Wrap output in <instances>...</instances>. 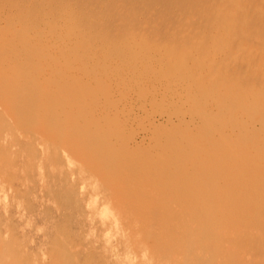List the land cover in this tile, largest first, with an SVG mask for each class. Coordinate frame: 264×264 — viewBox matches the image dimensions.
<instances>
[{"label": "rangeland", "instance_id": "1", "mask_svg": "<svg viewBox=\"0 0 264 264\" xmlns=\"http://www.w3.org/2000/svg\"><path fill=\"white\" fill-rule=\"evenodd\" d=\"M96 1L99 0H87L94 2V6ZM100 1L98 3L105 12L111 13L110 19H118L119 23L115 21L116 27L111 22L102 24L109 39L116 36L115 40H119L126 32L135 31L137 23L130 18L135 10L143 13L140 14L144 19V13L148 12L150 15L146 14L145 21L154 18V22L158 20L157 27L162 28L160 33L159 30L154 33L155 23L153 20L149 21L153 25L148 22L150 26L146 25L148 33L146 30L145 33L154 34V38H145L148 43H145L144 52L149 51V46L162 44L169 49L175 48L177 60L182 59L179 60L181 65L207 53L222 59V70L234 59L244 61L246 66L254 65L253 72L241 66L238 76H233V84L243 94L255 89L264 101L263 0H234L235 12L231 7L233 0H144L145 5L140 0ZM139 1L140 5L137 4ZM149 3L153 8L146 9ZM2 4L0 13L10 5L7 10L13 14L19 8L11 5L20 6L17 1ZM35 4L41 5L33 3L34 8L37 7ZM163 7L165 11H162ZM29 10H33L32 7ZM126 17L129 19L123 20ZM37 21L38 17L31 20ZM164 24L169 30H176L172 31L176 38L171 31H165ZM152 28L153 33L149 32ZM180 28L186 30L182 32ZM186 31L192 34L183 35ZM185 48L187 50L183 51ZM112 49L122 48L112 46ZM86 62L78 69L80 78L69 81L65 88V84L56 81L51 86L50 83L38 84L30 75L24 74L29 71L24 66L12 65L9 73L0 67V264H264V200H261L264 191L257 198L253 195L254 182L251 181L255 179L251 178V168L245 166L228 175L217 166L214 167L216 174L207 172L200 176V171L196 175L193 169L196 166L201 169L202 163L181 164L177 171L174 168L178 163L164 166L156 163L153 147L144 143L125 147L124 143L130 138L139 142L141 136L146 135L142 130L144 114L139 108L134 109L139 111L141 123L131 120L126 124L121 111L129 107V100H120V108H116L123 86H118L113 72L101 62ZM173 68L170 67L172 72ZM4 74L8 78L5 79ZM22 74L23 80H20ZM45 86H50L51 92ZM58 87H63V94L67 91L68 98L56 93ZM231 93L237 96L235 89ZM46 101L48 105L53 104L50 106L53 110L50 108L46 112ZM159 109L162 108L154 107L153 110ZM147 157L153 161H148ZM234 172L242 174L236 177ZM141 225L146 226L145 229Z\"/></svg>", "mask_w": 264, "mask_h": 264}, {"label": "bare ground", "instance_id": "2", "mask_svg": "<svg viewBox=\"0 0 264 264\" xmlns=\"http://www.w3.org/2000/svg\"><path fill=\"white\" fill-rule=\"evenodd\" d=\"M10 1H12V0H10ZM16 1H17L18 5H20L22 8H20V6L17 7V5H16V7H15V5H11V7L14 6L15 9L19 8V10H21V12H19V10H17L16 12L12 11L13 12V14H12L10 12V10L9 11L7 10L10 5L6 6V4H5V6L7 8H4V10L6 9L7 12L1 11L3 13H0V67L2 66L3 72L9 73V70H10L9 67H11L12 65L24 66V68H26L27 71L29 70L28 72L25 71L24 74L26 73V74L30 75L32 77L31 79H34V81L39 82L38 84H40V82L41 83H50V86H51L52 83L54 81H56V83H58V84H65V86H63L65 88L66 84L69 83V81L74 80L76 77L80 78L78 69L81 67V65L84 62L87 61V62H95L96 63V61H98V64L101 62L102 65L107 66L110 69V71L113 72L112 75L114 76V81L116 83L118 82V86H121V85L123 86V90L121 91V93L119 95L116 108L118 109L120 100H124V99L129 100V107H126L124 110L121 111L122 112L121 116L124 118L125 123L128 124L129 121H131V120H134V121L139 120L138 119L139 111L134 110L136 108H139L140 112H143V114H144L142 116V122H143L142 130H144L146 132V135H144V136L142 135L139 142H135L134 137L132 139L130 138L131 141L129 139V140H127L126 143H124L125 147H127V148L131 147V146L135 147L136 145H138L137 143H141V144L144 143L145 145H148L151 148L153 147L155 149V151L154 150H152V151H154L156 154L155 153H151V154L156 155V158H155L156 163H158L161 166H164L165 164H169L172 162L178 163L174 168L177 171L181 167V164L192 163V164L198 165V164L202 163L204 165V167H202L200 169L198 166H196L193 169L194 173L196 172V175L200 171V176L202 174L207 173V172L208 173L212 172V173L216 174L214 167H217V166L222 167V168H219V171L221 170V172L223 174L226 173L228 175H230V173H232L233 171L241 170L242 167L249 166L251 168V171H252V172L250 171L251 172V178L254 177V179H255V180L252 179L254 181H251V182H254V184H253L254 187L252 188L253 195L256 196V198H257L264 191V101H263V97L258 96V93L254 92L255 89H253V88H251L252 90H248L249 93H247V94L240 93L236 89L238 86L235 87V85L233 84V78H234L233 76L236 75V77H237L240 67L246 66L244 61L238 62V61H236V59H234L231 63H229L227 65V67L224 68V70H222V69H220V66L222 68V64H223L222 59H220L219 57H217L218 59H216V57L211 55V53H207V55H204V56H197L194 58H190L191 60L186 61L185 65L183 63V65H184L183 66L180 64V61H179V60L182 61V59L177 60L178 57L176 56L177 53L175 52V48L169 49V48H167L166 45H165L166 47H164V45L159 44L156 47H154L155 45L149 46L150 47L149 51L144 52L143 50H146V44L148 43V42L146 43L144 41V40H146L145 38H147V36L151 37V39L154 38L153 37L154 34H153V36H150L151 35L150 33H149V35H147V33H148L147 27L150 25H153L154 23H155L154 25H156V22L158 21L157 19H155L157 21L154 22V20H153L154 18H151V20H150V18H148L149 21L153 20V22H154V23H150L148 21L150 23V25H149L148 22L145 21V20H147L146 14L148 12L144 13L145 19L143 17L144 15L143 16L141 15L143 13L138 12L136 10H135L134 14L132 12L133 15H131L130 18H132L133 21H136L138 27L135 28V31L133 30L132 32L131 31L126 32L125 36L123 38H121L119 40H115L116 36L114 37V39H113V36L111 37L112 39L108 38V36H110V35L109 34L107 35V32H106V30L102 24H105L106 22L107 23L111 22L115 26L116 25L115 23L118 21V19H116L117 21L115 20L116 22L113 21L112 18L110 19V17H112V16H110L111 13L108 14L109 12H105L103 7L100 6L101 3L100 4L98 3V2H101L100 0L98 2L96 1L97 5H95V6L93 5L94 2L92 4L91 2H87V0H82L80 2H76L74 0H13L12 2L16 3ZM140 1H142L144 4V0H140ZM140 1H139V3H137L138 5L141 4ZM147 1L152 2L149 0H147ZM177 1L178 0H176V2ZM244 1L245 0H243V2ZM0 2L12 4V2L11 3L9 2V0H5V1L0 0ZM36 2H39L41 5L38 7L35 4V6H37V7L34 8L33 3H36ZM120 2H122V1H120ZM148 2L146 3V5L148 4ZM158 2H160V1H158ZM237 2H239V1H237ZM123 3L126 4V2H123ZM155 3H156V1H155ZM222 3L224 4V2H222ZM222 3H220V4H222ZM43 4H45V7L43 6ZM137 4H135V5H137ZM143 4H142V6H143ZM151 4L152 3H149V5H148V7H146V9L147 8L149 9V6L153 8V6H151ZM161 4H162V2L159 3V5H161ZM46 5H47V7H46ZM98 5H99V7H98ZM189 5H191V4H189ZM235 5H236V3L233 0V5H231L233 12L236 11V10L235 11L233 10ZM263 5L264 4H262V6ZM0 6L2 7L3 4ZM157 6L158 5H156V8L159 7V6L158 7ZM192 6H193V4H192ZM31 7L33 10H29V9H31ZM211 7L213 8V6H211ZM231 7L229 6V8H231ZM98 8H99V10H98ZM154 8H155V6H154ZM190 8L191 7H189L188 9H190ZM256 8H257V6H256ZM117 9L119 10V8H117ZM159 9H162V6ZM215 10H213V11H215ZM162 11H165L164 7H163ZM174 11H176V10H174ZM120 12H122V11H120ZM130 12H128V13L130 14ZM136 12H138V13H136ZM159 12H160V10H159ZM238 12H240V11H238ZM34 13L38 17V21L35 23L31 22V20H33V17L37 18L34 16L35 15ZM253 13H255V12H253ZM129 14H128V16H129ZM157 15L159 16V14H157ZM169 15L172 16V14H169ZM244 15H246V14H244ZM127 18L128 17H126L123 20H126ZM189 19H191V17ZM217 19H219V17ZM227 19H229V18H227ZM123 20H121V23H123L122 22ZM162 20L164 21L163 18H162ZM247 20H245V21H247ZM128 22H130V21H128ZM168 22H169V20H168ZM160 23H163V22H160ZM133 24H134V22H133ZM147 24H148V26L146 27ZM182 25L183 24H181L179 26H182ZM188 25L189 24H187L186 26H188ZM169 26H170V24H169ZM164 27H165V24H164ZM198 27L199 26H197L195 28H198ZM145 28H147V29H145ZM156 28L157 29H154V31H153V28L150 31L149 30L148 31L151 33H153V32L155 33L156 32L155 30L161 29L162 26L160 28H158L156 25ZM166 28H167V26L165 27V31L168 30V31L172 32L174 30V29L169 30L168 28L167 29ZM172 28H174V27H172ZM176 28H177V26H176ZM178 29H179V27H178ZM116 30H117V28H116ZM145 30L147 33H145ZM184 30H186V28H184L183 31ZM187 30H190V29H187ZM208 30H209V28H208ZM126 31H127V29H126ZM162 31L165 33L164 28L162 29ZM168 31H166V32H168ZM174 31H176V30H174ZM180 31H182L181 28H180ZM197 31H199V30H197ZM220 31H222V30H220ZM177 32L179 33V31H177ZM188 32L187 31L184 32L183 35H185ZM222 32H221V35H222ZM159 33H160V30H159ZM189 33H191V32H189ZM216 33L217 32H215V34ZM111 34H113V33H111ZM115 35H117V33ZM165 35H166V33H165ZM165 35H164V37H167L169 40L170 37L168 35L167 36H165ZM173 35H174V33H173ZM189 36H187V37L189 38ZM196 37H198V35ZM157 38H159V37H157ZM174 38H176V36ZM160 39H161V36H160ZM148 40H149V38H148ZM153 40H152V42H153ZM180 40H181V37H180L179 41ZM154 41L158 42L159 39L157 41L156 40H154ZM160 41H162V39ZM116 42L118 43V46L116 45L117 44ZM174 43H175V41H174ZM165 44H167V43H165ZM170 44H172V43H170ZM148 45H150V44H148ZM156 45H157V43H156ZM177 45H178V43H177ZM112 46H114L115 48L121 47L122 49L118 50V51H112L113 50ZM171 47H174V46H171ZM186 48L183 49V51L188 49V48L187 49ZM137 50H140V51H137ZM183 51H182V53H183ZM254 53H255V51H254ZM193 56H195V55L193 54ZM96 58H98V60H96ZM94 59L96 61H93ZM226 62H228V60ZM262 64H263L262 62L259 63V65H261V66H262ZM259 65H258V67H259ZM175 66H177L178 68L174 69L173 67H175ZM170 67H172L174 69L173 72L170 70ZM246 67H247V69L250 70L249 72H251V71L253 72V70H255L254 65L247 64ZM24 74L21 75V78L19 77L20 80H23L22 76ZM219 74H223V75H219ZM261 74H263V72H261ZM11 75H8V76L14 77V75L13 76H11ZM218 76L222 77L223 80H220V78ZM6 77L7 76L4 74L5 79H6ZM89 77H90V75H89ZM84 78L85 77H83V79ZM96 80H97V78H96ZM21 82H23V81H21ZM24 82H26V81H24ZM36 82H35V84H36ZM97 83H99V82H97ZM40 86H41V88H44V87H42V84ZM50 86L49 87L45 86L47 88V91L50 90ZM63 87H58L59 91H57V90H55V91H56V93L58 92L59 94H61V96L63 98H65V97L68 98L66 95L67 91H66V94H63V92H62ZM67 88H68V86H67ZM66 89H64V93H65ZM234 89L237 91V96H235L231 93ZM51 90L49 92H51ZM41 91H43V89H41ZM53 91H52V93H54ZM71 91H72V89H71ZM246 92H247V90H245V93ZM24 93H25V91H24ZM30 93H33V92L30 91ZM42 93H39V95ZM56 93H54V96ZM69 93H71V92H69ZM46 94H49V93H46ZM30 95H33V94H30ZM43 95H44V93H43ZM63 95L64 96L66 95V96L64 97ZM91 96H92V94H91ZM40 97H42V96H40ZM69 97H72V94H71V96L69 95ZM7 103H6V105H7ZM52 105L53 104H50V103L48 105L47 101H46V103H44V106H46V107L48 106L46 108L47 109L46 112L47 111L49 112V109L52 108L50 106H52ZM69 106L70 105H68L67 108H69ZM71 106H73V105H71ZM58 107L59 106H57V108ZM60 107L63 109L62 105H60ZM154 107H161L162 109H159L158 111H154L153 110ZM7 108H8V106H7ZM44 109L45 108H43V110ZM4 110H6V109H4ZM50 110H53V108ZM10 111H12V109ZM73 111H74V109H73ZM76 121L73 120V122H76ZM70 123L72 125V121ZM139 123H141V122L138 121V124ZM66 126H68V125H66ZM72 126H74V125H72ZM74 128H72V129H74ZM60 138L62 139L63 137H60ZM100 141H102V140H100ZM59 143H61V142H59ZM116 144H118V142ZM69 152H70V150H69ZM86 154H87V152H86ZM155 155H151V156H155ZM131 158L134 159L135 157L131 156ZM128 159H129V157H128ZM147 159H148V161H153L151 158L147 157ZM84 164H86V163L84 162ZM85 166H87V165H85ZM171 170H173V168ZM183 174H186V173H183ZM241 174H242V172H240V173L236 172L234 175L236 177L237 176L239 177V175H241ZM195 177H198V176H195ZM246 178H248V177H246ZM191 189H192V186H191ZM237 190H238L237 192H240L239 189H237ZM1 198H3V197H1ZM136 198H138V196ZM141 200H143V199H141ZM261 200H264V199H261ZM131 201H130V203H133V200H131ZM210 203L212 204V201ZM109 207H111V206H109ZM123 207H125V206H123ZM132 207H133V205H132ZM142 210H143V208H142ZM250 211H251V209H250ZM129 212H131V211H129ZM133 212H135V211H133ZM143 212L145 214V211H143ZM147 212H149V211H147ZM146 215H148V214H146ZM201 215H204V214H201ZM163 216H165V214ZM162 218H164V217H162ZM199 220H201V218ZM134 221H136V220H134ZM138 223H140V222H138ZM144 227H146V226H144ZM5 229L6 228H4V230ZM133 231H134V229H133ZM161 231H160V233H161ZM165 231L166 230L164 229V231H162L163 233H161V234L163 235ZM158 235H160V234H158ZM61 241H64V238ZM14 242H15V240H14ZM147 243H148V241H147ZM147 243H146V245H147ZM167 243L168 242H166V244ZM156 245H158V244H156ZM254 247H255V245H254ZM215 248L216 247H214V249ZM57 250H59V249H57ZM212 256L214 257V255H212ZM228 256H230V254ZM54 258H55V256H54ZM234 258H235V262H236V260H238L236 258V255L234 256Z\"/></svg>", "mask_w": 264, "mask_h": 264}]
</instances>
